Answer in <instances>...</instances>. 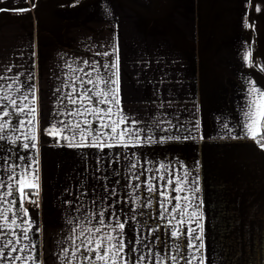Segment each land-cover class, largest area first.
Masks as SVG:
<instances>
[{
  "label": "crops",
  "instance_id": "0c3cea01",
  "mask_svg": "<svg viewBox=\"0 0 264 264\" xmlns=\"http://www.w3.org/2000/svg\"><path fill=\"white\" fill-rule=\"evenodd\" d=\"M0 9H4L0 11V85L5 86L0 96L6 93L19 103L20 84L13 83L17 80L34 84L38 90L40 204L25 203V207L35 221L32 233L40 264H60L62 249L71 247L67 238L75 225H68V218L101 210L106 223L117 222L113 212L119 222L126 221V240L134 242L140 236L154 251L163 253L167 244L174 254L171 226L160 219L163 198L151 194L150 208L131 201L136 195L141 200L149 196L145 181L159 175L145 169L165 164L171 170L176 159L195 169L192 176L198 184L194 186L200 191L187 211L198 212L201 229L197 235L202 237L198 243L204 245L205 264H264V148L257 142L259 137L246 134L244 116L253 98L250 90L264 91V0H0ZM113 47L119 50L123 112L139 122L131 127L158 138L164 133L154 122L163 121L160 127L167 128V121L175 123L178 114L181 122L199 121L200 129L196 140L180 144L105 148V156L114 160L120 154V159L118 163L104 161L111 177L107 187L117 192L116 197L104 199V182L93 179L98 149L56 146L54 141L60 137L48 136L44 129L53 119H82L52 114L77 107L58 104L61 94L71 91L69 85L76 77L86 80L90 65L112 62ZM103 52L110 55H98ZM247 53L251 55L245 59ZM28 74L34 79L28 81ZM93 126H99L98 121L93 120ZM27 131V127L5 129L3 134L21 136L22 143L21 133ZM16 153L26 155L10 140L0 141V178L6 180L5 160L19 162ZM129 163L138 164L137 173L144 171L140 181H133L140 183V189L131 195L124 179L132 175ZM113 168L120 176L112 175ZM185 194L191 196L180 193ZM66 201H72V206ZM174 204L173 200L165 206L170 211ZM133 209L135 220L129 219ZM187 220L186 216L179 227L185 231L196 227ZM181 243L186 245L187 237ZM132 247L129 244L128 250ZM182 251L191 252L184 247ZM143 253L147 255V249Z\"/></svg>",
  "mask_w": 264,
  "mask_h": 264
},
{
  "label": "snow or ice",
  "instance_id": "6c2138e0",
  "mask_svg": "<svg viewBox=\"0 0 264 264\" xmlns=\"http://www.w3.org/2000/svg\"><path fill=\"white\" fill-rule=\"evenodd\" d=\"M4 9H0L2 11ZM260 9H257L259 11ZM25 12L29 9H20ZM112 55L115 59L112 62L97 63L90 65L91 71L85 73L88 77L86 80L83 77H76L69 85L71 91L62 93L58 104L77 106L72 110L63 112L54 110L53 117L56 116H71L73 118L80 117V120H65L53 119L51 126L44 129L45 134L52 137H60L54 141L56 146H67L70 148H96L98 149L96 157L95 175L93 179L103 185V198L116 197L115 188L108 189L107 183L111 179L107 175L108 168L104 166V161L109 160L111 163H118L120 154H117L112 160L111 156H105L103 150L114 147L128 148L129 146H142L144 144H180L187 141L197 139L196 133L199 132V121L181 122L178 114L175 117L176 122L167 121L168 127L161 128L160 124L163 121L154 122V127L158 128L163 135L158 138L154 134L145 133L139 127H131L139 122L130 119L124 112L121 106L120 97V58L118 47H113ZM107 57L109 52L98 53ZM251 53L245 55V59L250 57ZM84 63H88L85 61ZM101 69L103 72L101 73ZM79 71L83 72V69ZM95 73V77H93ZM34 79L32 74H28L27 80ZM78 82V83H77ZM13 83H19L20 88L17 90L21 93L19 99L10 98L6 93L0 96V141L10 140L11 144L18 145L26 155L18 154L19 162L8 163L5 160L7 167L5 168L6 180L0 178V264H40L37 259L35 249L37 241L34 240L32 229L35 221L30 217L28 208L25 203L39 207L37 200L33 197L39 195V161L38 156V133H37V88L34 84L27 81L17 80ZM91 85L92 87H88ZM3 85H0L2 89ZM7 88H12L13 84H7ZM61 92V88L56 89ZM249 95L253 98L248 103V111L245 116L246 134L253 139L259 137L257 141L261 148H264V103L261 99L264 98V91L251 89ZM24 101H27L25 103ZM6 102V103H5ZM66 102V103H65ZM100 105H107L106 108ZM11 106V110H9ZM163 105H161L162 107ZM117 117L113 119L112 117ZM21 117H24L21 119ZM92 117V119H89ZM14 118V119H13ZM93 120L98 121L99 126H93ZM83 125V127H82ZM125 125V127H121ZM27 127L26 133H21V136L9 138L4 135L5 129L19 131ZM107 129V131H105ZM174 130V132H173ZM187 133V134H185ZM200 140H203V135H200ZM61 141L64 143L61 144ZM83 155V153L81 154ZM125 160L129 157L125 155ZM22 162V163H20ZM172 169L168 165L160 164L159 168L145 169L147 172L155 171L159 175L150 176L146 181V191L149 196L141 200L139 195L132 197V203L138 204L140 208L152 206L151 194L157 193L163 199L161 200L160 219L167 220L170 236L174 238L172 245L173 251L169 250V246L165 244V251H154L150 243H145L143 237L137 236L135 241L126 240L124 229L125 222H119V216L113 212L112 217H115L116 223L105 222V211H97L91 214H81L78 217H71L66 220L68 225H75L71 228L72 235L68 236L67 243L71 247H64L60 256V264H74L79 261L80 264H205V259L201 255L204 248L201 241L202 237L197 235V231L201 229L199 224V215L197 211L188 213L187 209L192 207L196 200V193L200 191L198 180L192 176L195 169H189L183 162L178 159L172 161ZM175 165H179L176 168ZM138 164L129 163L128 171L131 176H125L127 187L131 189V193H136L141 185L133 183L140 181L144 171L137 173ZM113 176H120V172L115 168L112 169ZM191 178V179H190ZM87 175L85 174V180ZM117 185L120 180L115 181ZM176 193V195H173ZM180 193H191V196ZM86 192H81V195H86ZM99 198V197H98ZM175 201L174 206L169 209L165 206ZM70 207L72 201H66ZM95 204V201H93ZM113 203H119L114 200ZM77 213H81V208H76ZM175 213L176 215H172ZM142 214V213H141ZM177 216L179 219L177 220ZM188 217V224H196V227H187L186 231L179 227L185 224V217ZM169 217H171L169 219ZM111 219V217L109 218ZM131 220L136 219V210L133 209V215L129 217ZM96 220L93 224L92 221ZM175 221V224L173 223ZM105 229H108L106 231ZM39 231V229H36ZM153 233L156 229L151 230ZM187 237V244L182 245V241ZM159 240V237H155ZM59 244L65 241H58ZM129 244L133 247L129 249ZM141 245L142 248H138ZM182 247L190 249L191 252L182 251ZM143 249H147L148 254L143 253ZM140 252L135 260L132 259L133 254Z\"/></svg>",
  "mask_w": 264,
  "mask_h": 264
},
{
  "label": "built area",
  "instance_id": "2783aa9c",
  "mask_svg": "<svg viewBox=\"0 0 264 264\" xmlns=\"http://www.w3.org/2000/svg\"><path fill=\"white\" fill-rule=\"evenodd\" d=\"M33 199L37 200V201H38V203L40 204V197H39V195H38V196H35V197H33ZM32 207H36V206H35V205H32Z\"/></svg>",
  "mask_w": 264,
  "mask_h": 264
}]
</instances>
